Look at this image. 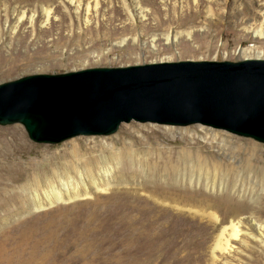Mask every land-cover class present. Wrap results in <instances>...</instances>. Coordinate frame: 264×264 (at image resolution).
Wrapping results in <instances>:
<instances>
[{"label":"rangeland","instance_id":"374dc122","mask_svg":"<svg viewBox=\"0 0 264 264\" xmlns=\"http://www.w3.org/2000/svg\"><path fill=\"white\" fill-rule=\"evenodd\" d=\"M218 1L200 0L195 6L192 0H135L144 11L145 19H140L134 0H124L133 14L115 10L123 0H0V83L88 68L264 59V36H256L250 26L259 24L264 0H243L241 8L240 0ZM42 9L49 10L48 22ZM186 31L191 37L164 39ZM122 38L126 41L121 45ZM76 141L81 142L80 157L96 160L91 163L97 167L98 188L84 177L85 191L81 178L61 164L68 144ZM184 149L240 166L247 158L264 161V143L202 123L131 121L107 136H76L57 144L31 141L20 124L0 126V181L5 184L0 193V264H210L217 232L198 216L177 213L176 207L209 202L211 210L224 214L230 207L222 192L227 179L213 169L201 170L193 156L182 161ZM116 152L120 164L109 163ZM170 165L178 167L179 176ZM110 167L114 178L124 182L106 186L101 172ZM66 174L81 188L83 196L77 200H68L62 185L68 183ZM35 176L46 178L39 188L32 185ZM28 188L32 199L25 200ZM53 193L65 201L52 204ZM35 198L45 206L37 209ZM149 219L160 229L147 227ZM233 245L244 251L239 242ZM217 255L218 264L239 263Z\"/></svg>","mask_w":264,"mask_h":264},{"label":"water","instance_id":"95a60500","mask_svg":"<svg viewBox=\"0 0 264 264\" xmlns=\"http://www.w3.org/2000/svg\"><path fill=\"white\" fill-rule=\"evenodd\" d=\"M202 123L264 143V59L159 62L0 83V126L39 144L107 136L122 123Z\"/></svg>","mask_w":264,"mask_h":264},{"label":"bare ground","instance_id":"6f19581e","mask_svg":"<svg viewBox=\"0 0 264 264\" xmlns=\"http://www.w3.org/2000/svg\"><path fill=\"white\" fill-rule=\"evenodd\" d=\"M192 1H193L195 6H200V4H201L200 0H192ZM206 1L208 3L219 2L218 0H206ZM138 3L135 2V0H134V9L137 12V15L140 17V19H145L144 18L145 15L143 14L144 11ZM122 5H123L122 7L115 9V10H117V11L124 10L127 14L132 13V10L129 9L130 7H128L127 3H125L124 0L122 2ZM242 6H243V0H240V3L238 2V7L241 8ZM210 9H211V7L209 6L207 8V13L209 16H211L210 14H212ZM42 11H43V15L45 16V20L47 21L49 18V10L42 9ZM87 11H88V9H87ZM112 11H114V9ZM260 13H261V15H260L261 19H259L260 20L259 24L257 21H255L254 23H251L250 26L255 28V29H253V32L255 33L256 36L262 37V36H264V10L263 11L260 10ZM24 15H25V13L23 12L21 17L19 18L20 21H22V19L25 18ZM33 18H34V15H32L30 17V22H32ZM16 27H15V29H16ZM183 34H186L188 37H191L192 33H191V31H186L184 33H179V32L178 33L177 32L171 33V34L168 33V34L164 35V39L168 43L169 42H176V40ZM136 37L133 38L135 42H136ZM155 38H156V36L152 38V43H154ZM125 41H126V38H122L120 41H118V43L122 45L125 43ZM247 53L248 52L246 51L244 55L247 56ZM247 59H249V58H247ZM251 59H253V58H251ZM258 59H260V57ZM213 139H215V140L217 139L216 134L214 135ZM80 145H81V142H79V141L69 143L65 152L62 155V160H61L62 163L61 164H64V166L66 168L71 169L72 172L76 173L81 178V180H82L81 183L83 185L81 187H83V189H85V191L87 190V188H86L87 184L83 180L84 177L87 178L89 180V182L93 183L95 185V187L97 186L96 188H98V186H99L97 183L98 181H96V179H95L96 178V175H95L96 171L95 170L97 167L95 166L96 168H94L92 163H91V162H95L96 160H94V159H97V158L93 157L94 161H91L90 159L85 160L84 159L85 157L84 158L80 157V155L78 153V148L80 147ZM224 146L227 147L228 144L224 143ZM228 148L234 152L237 151L236 148L229 147V146H228ZM86 149H88V147ZM238 152H241L240 149L238 150ZM181 154H182V157H181L182 161L188 162V160H190L194 157L197 160V163H198L201 170L204 171L205 169H208V170L213 169L218 175H220L221 177H225L227 179V182L225 183V185H222V189H223L222 192H224V198L227 199L228 201H230V207H228L226 209V212L224 214L221 215L220 213L211 210V204L209 202L197 203L195 205L196 208L187 207V206L181 207V205H179V206L176 205L177 206L176 207L177 213H180V214L181 213H185V214L188 213L189 215L192 216V218L198 216V217H200L201 221L211 223L214 231L217 232L213 238V243L210 246V251L212 254V259H211L210 264H218L217 263V259L219 258L217 255L218 252H220L221 255L222 254L225 256L227 255V256H229V258H232V259L236 258L239 261L238 264H264V161L261 159V157L256 159V161H255L256 163L252 162L253 158L251 160L247 158L246 161L244 163H241L242 165L240 166V165L236 164L235 162L216 160V158L213 156V154H210L209 159H207L206 156L204 157L203 155L192 154L191 152H189L188 150H185V149L181 151ZM230 154H231V151H230ZM251 157H252V155H251ZM109 158H110L109 163L112 162V163L120 164L121 155L118 152H116L115 154H113ZM232 159H234V156L232 157ZM106 162H107V160L104 163L107 164ZM79 166L84 167L85 170L82 169V171H81ZM171 168H172L173 172L179 176L180 173H179L178 167H175V165H172V167H171V165H170L169 169H171ZM194 170H195V168H194ZM69 174H66V176L68 178L67 179L68 183H64L65 182L64 181L62 183V185L67 190L68 200H75V199L77 200V198H80L83 196L81 193L82 191H80L81 188H79V186L76 185V183H78V182L77 181L75 182L73 180V177L70 176ZM102 175H104L103 177L106 176L104 178V181H107V185L104 184V181H103V184L108 186V187H110L113 183H115V181L117 183L118 182L122 183V181H123V179L114 178L112 167L106 168V170L101 172V176ZM205 175H207V173ZM196 177H198V176H196ZM196 177H195V179H196ZM199 178H200V176H199ZM199 178H197L196 181ZM45 179H43L42 177L35 176V178L32 181L33 187L39 188ZM207 180L208 179H206V181ZM47 182L52 187V189H55V186H53L54 184L50 180L48 181V179H47ZM191 182H193V181H191ZM208 184H210V183H208ZM215 185L213 186V184H212L211 188L213 191L215 190ZM3 186H5V184L0 181V193H1V191L5 190V189L3 190ZM107 189L108 188H106V190ZM24 191L29 193V195L28 196L23 195V198H25V200L32 199V198H30V194H31L30 189L28 188V189H25ZM27 193H26V195H27ZM85 193L86 194H84V195L89 194L88 192H85ZM53 196L56 198V200H52L53 201V203L51 202L52 204H55V203L60 202V201L61 202L65 201L63 195H56V193H55ZM33 202L35 203V206L37 207V209L45 206L44 204L42 205L41 203H39V201H37L36 198L34 199ZM51 203H49V204H51ZM178 204H180V203H178ZM21 207H23V206H21ZM165 218H166V214H165ZM152 220L151 219L148 220L147 227H157L156 222L152 221ZM158 227H159V225H158ZM162 228H164V227H162ZM158 229H160V228H158ZM169 233H170V231H169ZM233 241L239 242L244 247V251L240 250L239 248H236L233 245ZM178 246H179V244H178ZM242 246H241V248H242ZM183 248L184 247H182V249ZM232 264H234V263H232ZM235 264H237V263H235Z\"/></svg>","mask_w":264,"mask_h":264}]
</instances>
